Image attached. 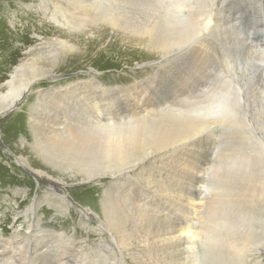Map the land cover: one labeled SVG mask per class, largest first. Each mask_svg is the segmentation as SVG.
Wrapping results in <instances>:
<instances>
[{
    "label": "rangeland",
    "instance_id": "1",
    "mask_svg": "<svg viewBox=\"0 0 264 264\" xmlns=\"http://www.w3.org/2000/svg\"><path fill=\"white\" fill-rule=\"evenodd\" d=\"M29 2L39 3L40 1L0 0V83H3L8 78L12 68L23 58V52L31 48L30 45L26 47L30 41L35 40L38 36H47L53 39L54 35L57 34L55 29L58 24L47 19L42 11L29 12V15H26L28 11H24L22 4ZM168 3L175 10V0H168ZM186 3L194 6V15L191 13L188 16H191L190 19H192V30L198 32L208 16V11L204 7L209 4H207L206 0H188ZM198 3L199 5H197ZM224 4L228 8L221 13L215 14L216 26L209 28L207 33L202 36L204 52L202 60L200 59L201 61L199 59H191V61L186 59L189 52L178 48L176 38L175 45L169 48L170 50L166 49L169 44L162 43L163 50H165L160 54V59H158L147 50V47L144 46L146 41H142L141 38H137L132 34H124L123 32L113 34L102 29L99 32L95 31L94 35L96 36L72 35L70 40L74 43L76 49L70 52L68 56L61 57V61L58 62L60 66L58 65L57 67V73H59L61 78L78 79L83 77L85 80L88 77L92 78L93 81L98 79L102 85L108 86V89L104 91L108 96L107 98L102 96L101 93L95 94V97L96 101L102 105V108L109 111L115 118H121L125 115L126 113L123 109L127 106L130 107V111L134 115L135 109L130 106L131 99L136 97L135 95L138 93L143 98L148 99L152 95L153 90H156V94L152 95V102L157 100V96H162L164 101L160 103L161 106L177 103V107L176 105L174 107L178 108L177 110H182V114L186 115V119L196 121V117L199 114L207 111L209 116L213 114L214 117L215 106L213 105L220 97H226L227 100V96L223 95L227 91V86L232 83L236 85L238 81L242 85L241 95L244 96L243 99H245L244 103L248 109L249 119L245 118L246 116L244 115L247 113H244V110L233 114L226 112L224 113L227 114L226 122L223 125L226 127L224 129L222 127L221 130L220 121L212 119L210 124L199 128L201 131L200 135L196 134L193 139L192 136L189 138L190 141L197 143V145L199 143L202 147L198 148L196 145L193 149L187 151L181 144L187 143L188 140L183 141L180 139L182 133L183 135L186 133L187 128L175 126L174 124L175 132L173 131V134L177 141L173 145L174 149L169 146L160 150L157 158L161 162L155 161L153 164V158L144 162L145 165L151 161L150 174L155 179L153 177L152 179L150 178L151 181H148L149 175L147 173L139 177L145 187L136 181L133 182L132 193L134 196L138 195V199L141 200L133 203L131 212H129L131 215L122 219V222L131 225L132 229L135 230V233L133 232L134 236L129 237L130 234L128 233L129 239L127 233H124V229H121L122 235L115 231L116 228L113 227L116 224L115 215H113L111 222L105 223L108 228L105 226L104 231L106 233L104 232L101 236V234H94L89 231L91 224L85 221L86 216L84 215H76L74 213L59 215L46 209H41L40 214L38 208L31 203L34 198L42 196V189L33 180L34 175L26 170V166L18 159V156L26 158L33 168L41 169L49 176L55 177L57 174H62V171L40 161L42 160L40 153L43 148L46 150L49 146L58 145L50 136H44L43 142L37 146V151H31L30 147L22 145V139L31 142V129L23 109L29 102L37 103L29 111L32 123L37 124V127L42 126L48 119L51 122L54 121L59 113H57L55 108L58 103L52 99V94L42 95L41 97H46V99L44 98L38 102L35 96L37 92H34L31 98L21 103L19 110L9 113L6 110L4 112V114H7L0 118V264H10L11 254L14 255L15 263L13 264H35L32 262L31 252L36 245L47 246L45 247L47 251L40 257L43 258L47 255L45 260L49 262L48 264H53L57 253L56 248L59 251L64 250L62 253L58 252L63 254L61 256L62 264H264V213H261L260 217V213L255 212L258 211V207L251 205L254 202L256 203L257 199L259 204L264 200V122L258 115L259 109L263 108L264 105V0H226ZM48 8L51 7L48 6ZM198 9L200 13H197ZM85 15L86 17L89 16V12ZM13 28H16V30L14 31ZM51 44L53 43H50L47 49L42 52L48 59L55 55L50 52L54 47H51ZM190 55L195 58L199 56V53L192 49ZM156 61L158 63H155ZM258 62L260 63L259 65ZM48 83L49 81H43V84H46L44 88L49 85ZM199 85L200 90L193 91L194 87ZM236 87L238 86L236 85ZM93 90L98 89L94 88ZM252 100L253 102H251ZM81 103V100L75 99V112H79ZM38 104L41 106L40 108ZM231 115L233 117L229 118ZM81 116L89 117L86 109L83 110ZM79 122L86 124L85 120L79 119ZM14 154L18 156L15 157ZM188 156L198 158V167L192 173H188L186 169L187 161L185 159ZM169 161L173 162L167 163ZM170 171H173L172 174L168 173ZM181 171L188 175L189 181L193 184L190 189H187V194L195 196L197 200L204 203V207L199 209L201 216H197L191 221L187 218L186 202L176 192V186L181 189L189 187L184 178H182L184 174ZM242 171L243 173H241ZM178 172L182 175H179ZM67 178L71 181V184L74 183L73 186L76 188V191L70 197L73 200L72 202L77 203L76 201H79L93 211L101 212L97 192L94 189H90L91 187L87 183L89 180L78 184V182L75 183L73 179H70V176L67 175ZM246 178L255 179H250V182H248L249 180ZM179 179L182 180L183 184L180 185ZM158 180L162 181L159 182ZM220 180L225 182H223L225 187L220 188L222 187L220 185L222 181ZM217 181H219L218 186ZM56 183L52 182L51 184L57 187L61 186L60 182L56 181ZM258 184L259 186L261 184V186L259 187ZM169 185H172V188ZM197 185L203 190L202 195L196 196L195 187ZM226 185L229 188H226ZM254 185L261 188L263 193H257V188ZM252 186L256 189L252 188ZM85 189L90 190L88 194L85 193ZM251 190H256V192H251ZM159 191L163 192H161V198H156L159 195L157 193H160ZM249 191L250 193H248ZM254 192L256 194L253 196ZM224 193L227 194L229 200L225 201L226 198L224 197L226 195ZM164 194H169V196L162 197ZM228 194L230 195L228 196ZM250 194L251 196H249ZM252 196L255 200L251 199ZM245 198H247V202L249 199L250 201L244 203V201L246 202ZM208 201H210V207L212 206V208L208 207ZM235 201L244 207H239L238 204H235ZM142 203H145L142 211L145 210L147 216L144 221L141 222L140 220L137 222V214L139 213L136 210L138 206L139 210L141 209ZM248 204L251 205V208L253 207V210L250 206L245 207ZM206 205L208 206L206 207ZM226 205L228 206L225 207ZM31 207L35 218L32 215ZM215 207H218L217 210ZM242 207L243 209H241ZM244 210L245 212H242ZM121 211L122 209L119 206L116 214L121 213ZM246 211H249V213ZM251 213L252 215L250 216ZM256 213L257 216H254ZM220 214L224 215L223 219L225 222L233 223L232 225L236 228L239 227L237 230H235V227L234 229L227 227V237L234 239V242L240 239V250L236 254L232 252L230 248L231 240H228V238L220 239L218 242L210 241L211 236L208 237L207 233L211 231V227L208 226V232L204 234V237L203 234L192 236L188 238V245H185L182 240L175 241V248L170 249L168 243H163L158 249L154 250L148 243L149 241L155 242V236L153 239L147 240L145 238L150 237L152 230L158 229L160 225L164 224V222L158 221L159 219H165L167 225L172 223L176 238L179 236L180 230H183V234L186 230L190 232L194 230L199 219L213 216L216 221V216H220ZM139 216L143 215L140 214ZM232 217L236 218L231 219ZM37 218L42 221L44 226L49 228L41 237H35L33 232L21 227L26 225L25 221L30 220L32 224L34 221L36 222ZM247 219L251 221L249 222ZM261 219L262 221L260 222L263 227H261L259 222ZM236 220L241 222L239 224L237 222L234 223ZM154 221H157V227L151 224ZM92 222L96 225L98 224L96 219H93ZM213 222L212 219V224ZM247 225L252 226L253 229ZM10 227L17 228L20 231V234L13 239L11 234L14 229ZM109 227L112 229H109ZM255 227L258 228L253 231ZM164 228L163 226L161 229L163 230ZM60 232H63V234H60ZM256 233L258 234L256 235ZM119 235L121 236L119 237ZM242 235L248 238L247 244L246 242L243 244V246H246L244 248L241 246ZM257 236L260 238L258 237L257 239ZM122 238L124 241L121 240ZM128 240H131V242ZM8 241L12 242L11 246H9ZM79 242H83L85 248H83V254L89 256L87 260L82 261L77 254L69 253L66 250V248L72 247ZM120 242L122 246L129 242L130 246H133L134 243L135 247H141L136 248V251H134L135 258L124 255L122 252L124 247L121 246ZM145 242L148 244V250H145L147 246L144 247L145 249L142 247V245L146 244ZM202 242L207 245L205 246ZM136 243H139L140 246L139 244L136 246ZM64 245L66 246L65 249ZM165 253L168 254L165 255ZM26 256L27 258H25ZM147 256L150 257L147 259ZM149 259L150 261H148Z\"/></svg>",
    "mask_w": 264,
    "mask_h": 264
},
{
    "label": "bare ground",
    "instance_id": "2",
    "mask_svg": "<svg viewBox=\"0 0 264 264\" xmlns=\"http://www.w3.org/2000/svg\"><path fill=\"white\" fill-rule=\"evenodd\" d=\"M39 1H40L39 3L29 2L22 4V7L25 9L24 11H28L26 12V15L28 16L29 12L42 11V13L47 19L58 24V26H56L55 29L57 34L54 35L53 39H50L47 36H38L35 38V40L30 41L29 43L27 41L28 45H26V47L30 45L31 48L23 52L24 55L23 58L19 61L17 65H15L12 68V70L8 75V78H6L3 83H0V118H3V116L9 112L19 110L21 103L26 102L29 98H31L34 92H37V95L35 96L38 102L42 101L44 98L46 99V97H41L42 95H48L49 93H51L52 99L58 103V105L55 106L57 113H59L57 118L52 122L48 119L45 121V123L42 126L39 127H37V124L35 125L34 123H32L29 114V111L32 110L33 107L37 105V103L29 102L25 105V108L23 109V111L25 112V116L29 128L31 129V137H30L31 142L24 141V139H22V145L23 146L27 145V147H30L31 151H35V150L37 151L38 149L37 146L41 142H43L44 136L46 135L50 136L52 140L58 143V145L49 146L47 147L46 150L43 148L40 153L42 156L41 158L42 160L40 161H43L44 163L49 164L51 167L62 171V174L60 175L57 174V176L55 177L49 176L45 171L41 169L33 168L26 158L14 154L15 157L18 156V159L21 160L22 163L26 166V170L28 172L30 171V173L34 175L33 180L42 189V196L40 198H34V200H32L31 203L38 208L40 214H41V209H46V210H50V212H54V214H59V215H70L72 213L76 215H84L86 216L85 221L91 224L89 227V231L94 234L97 233L101 234V236L104 232L106 233V231H104L105 226L108 228V226L105 225V223L111 222L113 215H115L116 224L113 226L114 228H116L115 231L121 233V229H124V233H127V237H128V233L130 234L129 237L132 235L134 236L135 230L132 229L131 225L122 222V219L125 217H129L131 215V213L129 212H131L133 203H137L141 200L138 199L139 198L138 195L134 196L132 193L133 182L136 181L141 186L145 187L143 182L140 181L139 177L147 173L149 175L148 177L149 179L147 178L148 181L150 180V178L152 179L154 177L150 174L151 161H149L145 165L144 162L152 158H153L152 161L153 164L155 161L161 162V160H158L157 158L160 150L167 148L169 146L170 148L172 147V149H174L173 145H175V143L177 142L173 134V131L175 132L173 126L174 124L175 126H184L187 128L186 133L184 135L182 133V136H180L181 140L183 141L188 140L187 143L184 142L183 144H181L184 147V149L187 151L193 149L197 145V143L190 141L189 138L192 136L193 139V136H196V134L200 135L201 131L199 128H202L203 126L210 124L212 122V119H216L220 121V130L222 127L223 129L224 127H226L223 126L224 123L226 122L225 119L227 114H224L226 112L233 114V113H240L242 110H244L245 111L244 113H247L246 115H244L246 116L245 118L249 119L248 109L245 107V103H244L245 99H243L244 96L241 95L242 85L238 81V83L236 84L238 87H236L235 83H232L229 86H227V91L225 93L223 92L224 93L223 95L227 96V100L226 97H220L219 100L215 102L213 105L215 106L214 107L215 110L213 112L215 114L214 117L213 114H211L212 116H209L208 114L209 112L206 109L208 113L204 112L199 114V116L196 117V121L186 119V115L182 114V110L180 109L177 110L178 108L174 107L175 105L177 107V103L176 104L169 103L161 106L160 103L164 101V97L162 96L161 97L157 96L156 97L157 100L152 102L151 101L152 95L156 94V90H153L152 95H150L148 99L143 98V96L139 93L135 95L137 98L134 97L133 99H131L130 106L132 109H135L134 115L133 113H131L130 107L127 106L123 109V111L126 114L123 115L121 118H115L109 111L102 108V105L96 101V97H95V94L101 93L102 96L107 98L108 96L104 91L108 89V86L106 87L102 85L98 81V79H95V81H93L92 78H88V77L85 80L82 76H81L82 78H78V79L61 78L59 73H57L58 72L57 67L59 65L58 62L61 61V57L63 58V56L65 57L68 56L70 52L76 49L74 43H72L70 40V37L72 35H86L87 37H91L94 35L95 31L99 32L102 29L108 32L110 31L113 34H115L116 32L119 33L123 32L124 34H132L137 38H141L142 41H146L144 46L147 47V50H149L151 54L156 56L158 59H160L161 56L160 54L163 53V51L165 50V49L163 50L162 43L169 44L168 48H166L169 49L173 47V45H175V38H176L178 48H180V50L182 49V51L187 50L189 52L188 56H186L187 57L186 59L188 60L190 59V61L191 59L202 60V56L204 52L202 36L207 33V30L209 28H211L212 26H216L217 21L215 19V14L221 13L226 8H228V6L224 4L226 0H206L207 4L209 5L208 6L206 5L207 7L204 8L208 11V16L205 18V22L203 26L201 28L199 27L200 29L198 32H194L191 28L192 19H190L191 16L189 17L188 14L194 13L193 12L194 6H191V4L188 5L186 3V1L188 2V0H175V10H173L174 8L172 9L170 7L171 5L168 3V0H39ZM199 3L197 5H199ZM48 6H50L51 8H48ZM87 12H89V16L86 17L85 14ZM197 13H200L199 9ZM78 17H86V18H78ZM13 30L15 31L16 28L15 29L13 28ZM8 31L10 32L9 29ZM50 43H53L51 44V47L54 46L50 52L55 55L51 59H48V57L46 55H43L42 52L43 50L47 49ZM192 49H195V51L199 53V56L195 58L191 56L190 53L192 52ZM170 55L172 56L171 53ZM181 59L183 60V58ZM157 61L155 63H158ZM259 64L260 63L258 62V65ZM45 80L49 81L48 83L49 85L44 88V85L46 84H43V81ZM94 88H97L98 90H93ZM198 90H200V85L194 87L193 91H198ZM254 98L256 97L254 96ZM75 99L82 101L79 112L74 111ZM251 102H253V100ZM261 104L263 105V103ZM40 107L41 106L39 105V108ZM84 109H86L87 114H89V117L87 116V118L85 116H81V114H83ZM6 110H8V112L4 114ZM258 115L259 118L264 122V105L263 108L259 109ZM231 117H233V115L229 116V118ZM79 119L85 120L86 124H81L79 122ZM197 146L198 148L202 147V145L199 143ZM185 160L187 161L186 169L188 173H192L198 167L197 166L198 158H196L195 156L193 157L188 156ZM172 162L173 161H169L167 163H172ZM172 172L173 171H170L168 173L172 174ZM181 172H183L182 174H184V177L182 178H184V180L187 182L189 187L188 188L186 187L185 189H181L179 186H176V192L178 195L181 196V199H183L186 202L185 207L187 211V218L191 221L195 217L201 216L199 209L204 207V203L202 201L197 200L195 196H191L187 194V189H190L191 188L190 186H192L193 184H191V182L189 181L188 175L184 171ZM241 173H243V171ZM67 175L70 176L71 177L70 179H73L75 183L78 182V184L89 180L87 183L90 185L91 187L90 189H94L97 192L98 199L100 201L101 212L93 211L90 207L83 205L79 201H76L77 203L72 202L73 200L70 199V197H72L73 192L76 191V188H74L73 186L74 183L71 184V181L68 179L69 177L67 178ZM250 179H255V178H250ZM250 179L249 178L247 179L249 180L248 182H250ZM56 181L60 182L61 186L57 187L56 185L51 184L52 182L54 184H57ZM220 181H222V183L224 182L223 180ZM218 183L219 181H217V186L219 185ZM222 183H220V185L222 186V187L219 186L220 188H223V186L225 187L224 185L225 182L223 183V185ZM181 184H183L182 180H180V185ZM256 185L254 186L257 189L254 186H252V188L254 187L257 190V193L259 192L263 193L262 189L259 188L261 184L260 186L258 184L259 187H257ZM169 187L172 188V185H169ZM196 187H195V192L197 193L196 196L202 195L203 190L201 189V187L199 185H197ZM227 187L228 186L226 185V188ZM256 190L253 191L256 192ZM84 191H86L85 193L88 194L89 193L88 191L90 190L85 189ZM225 191L227 193V189ZM253 191L251 190V192ZM161 192L160 193L156 192L157 194L160 195V196L159 195L156 196V198H161ZM255 192L253 196L256 194ZM226 193H224V195H226V197H224L226 198V200L224 199L225 201L229 200L228 199L229 197L227 198ZM248 193H250V191ZM166 195L169 196V194H164L162 195V197ZM229 195L230 194H228V196ZM249 196H251V194ZM253 196L251 197V199L255 200ZM246 199L247 198H245L244 200ZM235 200L237 201V199ZM210 201H208L207 204ZM248 202L247 200L246 202L244 201V203H248ZM263 202L264 200L259 204V201L257 199L256 203L254 202L253 204H251L258 207L257 208L258 211L255 212H259L260 217H261V213H264ZM238 203L236 202L235 204ZM208 205H206V207L207 206L210 207V203ZM251 205L248 204L245 207L250 206L251 208ZM119 206L122 209V211L121 213L116 214L117 213L116 211L119 208ZM144 206L145 203H142L140 210H139V206L137 207L138 209L136 211L139 213L137 214V219H136L137 222H139L140 220L141 222L144 221V218L147 216L146 211L145 210L142 211V208ZM227 206L228 205H226L225 207ZM238 206L241 207L243 205L240 206V204H238ZM237 207L236 209H238ZM243 207L241 209H243ZM210 208H212V206ZM217 208L218 207H215L216 210ZM31 212L33 217L35 218L32 207H31ZM242 212H245V210ZM246 212L249 213V211ZM140 214L143 216H139ZM221 214L220 216H216V221L215 218H213V216H210L208 218L203 217L202 219H199L194 230H192L191 232L186 230L184 234L182 233L183 230H180L179 236L176 238H175V230L172 223H169L167 225L166 223L167 221L165 219L164 220L159 219L158 221H162V223L164 222V224L160 225L158 229L152 230L150 232L151 234L149 233L150 237H145L148 240L150 238L153 239V237L155 236L154 240L156 241L155 242L149 241V243L147 242V240L145 241L148 244H150L151 247L154 248V250L158 249V247L161 246L163 243H168L169 249L175 248V241L182 240L185 242V245H188L189 244L188 238H191L192 236L195 235L200 236L202 234L204 237V234L208 232L207 228L211 227V231L207 233L208 237L211 236L210 241L213 240L218 242L220 239L228 238V240H231L230 248L232 252L236 254L240 250V239L239 240L236 239L237 241L234 242V239L227 237V227L234 229L235 226L232 225L233 223L229 224L225 222L223 219L224 215L222 216ZM251 215L252 213L250 214V216ZM254 216H257V213ZM235 218L232 217L231 219H235ZM93 219L97 220L98 222L97 225L94 222H92ZM212 219L214 221L213 224H212ZM247 221L250 222L251 220L247 219ZM260 221H262V219L259 220V222ZM236 222L237 220L234 223ZM239 222L237 223L239 224ZM25 223L26 225H22L21 227L28 230L29 232H33V235L35 237H41L45 234L47 229L49 230V228L44 226L42 224V221H39L38 218L36 219V222L34 221L32 224L30 223V220L25 221ZM156 223L157 221L151 222V224L154 226H156ZM262 225L263 224L261 223V227L264 226ZM163 226L165 228L162 230L161 228ZM148 227L150 226L148 225ZM248 227L251 228L252 226H248ZM110 228L111 227H109V229ZM237 228L235 230H237ZM256 228L258 227H255L253 231H255ZM13 229L14 231L11 234L12 239L20 234V231H18L17 228H13ZM258 233H256V235ZM60 234H63V232L62 233L60 232ZM122 234L123 232L121 233V235ZM121 235H119V237ZM246 236L242 237L243 241H241L242 243L241 246L243 248L246 247L243 246V244L245 242L247 244L248 236L247 237ZM258 237L259 236H257V239ZM116 239H120V238H116ZM121 240L124 241L123 238ZM128 241L131 242V240ZM147 243L145 245H142L143 248L147 246V249L144 248L145 250H148ZM204 243L202 242V244ZM8 244L9 246H11L12 242L8 241ZM127 244L122 246L121 243V246L124 247L122 249V252L126 256L135 258L134 251H136L137 247H135L134 243L133 246H130L129 242ZM138 244L136 246H138ZM212 244L214 245L213 242ZM45 247L47 246L36 245L34 247V250L31 252V259L33 263L35 264L49 263L48 261L45 260V257L47 255L43 258L40 257L44 252L47 251ZM63 247L64 249L66 248L65 245ZM83 248H84L83 242L82 243L79 242L78 244L72 247L66 248V250H68L69 253L77 254L79 259L84 261L87 260L89 256L83 254V250L85 249ZM56 252L57 253L56 256L54 257L53 264L61 263V256L63 254H59V253L64 252V250L59 251L58 248H56ZM167 254L165 253V255ZM148 257L150 256H147V259ZM10 258H11L9 259L10 264L15 263L13 254L10 255ZM25 258H27V256ZM148 261H150V259ZM171 261L173 262V260Z\"/></svg>",
    "mask_w": 264,
    "mask_h": 264
}]
</instances>
